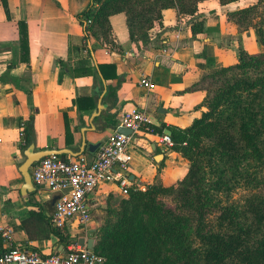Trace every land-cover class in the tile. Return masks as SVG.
I'll return each instance as SVG.
<instances>
[{
    "label": "crops",
    "instance_id": "obj_1",
    "mask_svg": "<svg viewBox=\"0 0 264 264\" xmlns=\"http://www.w3.org/2000/svg\"><path fill=\"white\" fill-rule=\"evenodd\" d=\"M91 1L8 0V19L0 0V224L13 229L14 246L43 255L58 253L62 244L48 232L46 219L31 214L41 209L50 217L53 210L47 206L54 193L34 183L35 192L26 196L21 192L25 182L19 168L28 148L83 152L92 159L121 128L123 114L137 108L163 134L145 130L134 134L130 177L151 186L160 176L165 187L173 186L186 177L189 162L161 138L173 128H189L201 117L205 93L192 89L204 73L237 64L240 48L250 54L264 50L256 30L242 31L228 17L258 0L228 5L207 0L193 19L180 18L176 9L165 10L162 23L136 41L131 40L126 15L116 14L110 23L117 51L94 38L85 42L77 17ZM21 21L27 25L29 63L21 59ZM198 21H204L206 30L193 36L191 27ZM100 65L107 66V80ZM143 77L156 88L141 87ZM88 98L95 100L94 108L85 101ZM31 121L29 144L23 148L20 125ZM67 126L71 145L66 141ZM92 145L100 147L90 151ZM123 199L116 184L99 189L91 197L93 226H100L94 215L100 216L99 208H117ZM6 247L0 237V253Z\"/></svg>",
    "mask_w": 264,
    "mask_h": 264
},
{
    "label": "trees",
    "instance_id": "obj_2",
    "mask_svg": "<svg viewBox=\"0 0 264 264\" xmlns=\"http://www.w3.org/2000/svg\"><path fill=\"white\" fill-rule=\"evenodd\" d=\"M205 1L92 0L77 18L87 44L94 38L117 51L112 16L126 15L136 41L162 23L163 11L176 9L180 18L193 19ZM1 4L10 19L8 0ZM228 17L242 31L256 30L264 47V0ZM18 26L21 59L29 63L27 25ZM191 28L193 36L206 30L204 21ZM99 68L107 80V66ZM192 91L205 93L201 117L189 128L171 129V148L189 162L188 174L170 187L157 176L145 192L132 191L118 208L106 210L104 225L95 233V250L106 264H264V50L250 54L240 48L237 64L204 73ZM85 101L94 108V99ZM32 124L27 123L23 148ZM151 130L163 134V129ZM66 141L74 142L68 126ZM44 212L31 214L50 225ZM50 229L61 244L66 242L68 233Z\"/></svg>",
    "mask_w": 264,
    "mask_h": 264
},
{
    "label": "built area",
    "instance_id": "obj_3",
    "mask_svg": "<svg viewBox=\"0 0 264 264\" xmlns=\"http://www.w3.org/2000/svg\"><path fill=\"white\" fill-rule=\"evenodd\" d=\"M139 85L147 90H154L156 85L149 77H143ZM121 128L130 130L126 136L115 132L99 148L94 158L80 155L64 158L51 155L36 163L31 169L32 181L36 186L59 193L50 215L53 229L67 231L70 234L88 236L93 231V207L91 197L103 186L116 184L122 196L129 198L132 191L145 192L149 186L141 180L131 179L130 165L133 161L134 134L151 130L147 114L132 108L121 117ZM27 123L20 125L22 145H25ZM161 142L172 147L171 137L163 135ZM13 229L0 224V237L7 246L0 253V264H106L107 259L96 250L76 246L65 249V253L43 255L31 249L14 246Z\"/></svg>",
    "mask_w": 264,
    "mask_h": 264
},
{
    "label": "water",
    "instance_id": "obj_4",
    "mask_svg": "<svg viewBox=\"0 0 264 264\" xmlns=\"http://www.w3.org/2000/svg\"><path fill=\"white\" fill-rule=\"evenodd\" d=\"M101 108V106L99 105V109ZM119 133L124 134L126 136H130L132 135V132L130 130L124 129V128H120L118 130ZM165 135H168L169 137L172 136V132L168 131L165 133ZM100 147V145H92L90 146V151L98 149ZM59 155V156H63V155H71L74 157H79L80 155L83 154V152L79 153V154H75L73 153L71 150H55V149H51V150H46V151H40V152H35L34 151V146H31L30 148H28L25 151V161L21 164L19 171L24 179V186L21 189V192L24 196L35 192V187L32 181V177H31V169L33 168V166L40 162L42 159L51 156V155ZM54 198L52 199L51 203L47 206L48 210H53L55 203L58 201V199L60 198V194L59 193H55L54 194ZM95 233V232H93ZM78 245L81 247H86L88 250H95L96 246H97V241L93 238L90 239H86L84 237L79 238L78 239ZM59 253H65V248L64 246H60V249L58 251Z\"/></svg>",
    "mask_w": 264,
    "mask_h": 264
},
{
    "label": "rangeland",
    "instance_id": "obj_5",
    "mask_svg": "<svg viewBox=\"0 0 264 264\" xmlns=\"http://www.w3.org/2000/svg\"><path fill=\"white\" fill-rule=\"evenodd\" d=\"M25 161V157H23V162ZM240 195V192H238L237 194H235V196L237 197V196H239ZM118 208V207H117ZM115 209V208H114ZM98 211L100 212V216H96V212L94 213V215H95V219H96V221L100 224V226L99 227H97V226H93L92 228H94V229H96L95 231H92V232H97L103 225H104V222H105V218H106V216H107V214H106V211H103L102 209H98ZM42 217V216H41ZM43 218V217H42ZM103 218V219H102ZM44 220H45V218H43ZM50 228V227H49ZM51 231V229L50 230H48V232H50ZM65 233H68V238H67V240H66V242H64L62 245L65 247V249L66 250H68V248H72V247H76V246H78V239L79 238H82V237H84V238H86V239H90V238H93V239H95L96 241H97V236H96V234L95 235H90V233H89V235L88 236H86V235H83V234H70L69 232H67V231H65Z\"/></svg>",
    "mask_w": 264,
    "mask_h": 264
},
{
    "label": "flooded vegetation",
    "instance_id": "obj_6",
    "mask_svg": "<svg viewBox=\"0 0 264 264\" xmlns=\"http://www.w3.org/2000/svg\"><path fill=\"white\" fill-rule=\"evenodd\" d=\"M90 235H95V233L92 232V233H90Z\"/></svg>",
    "mask_w": 264,
    "mask_h": 264
}]
</instances>
